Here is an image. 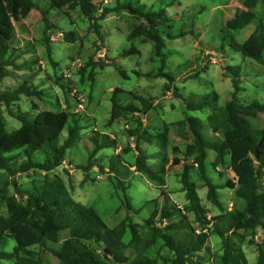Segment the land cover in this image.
I'll list each match as a JSON object with an SVG mask.
<instances>
[{"label": "trees", "instance_id": "16d2710c", "mask_svg": "<svg viewBox=\"0 0 264 264\" xmlns=\"http://www.w3.org/2000/svg\"><path fill=\"white\" fill-rule=\"evenodd\" d=\"M48 1L51 8L64 11L67 16L78 10L95 33L99 31L98 22L105 20L112 12L102 7L107 4L95 0ZM229 1L240 4L246 12L256 11L249 17L247 13L243 15L240 10L235 9L234 19L228 21L229 29L241 31L254 21L258 23L244 42L234 38L230 41V46L244 58L264 65V0ZM123 9L129 10L139 22L129 33L128 40L142 39L145 43H152L154 56L161 61V70L153 76L172 81L173 78L165 72L167 59L163 53L165 36L161 32V26L173 20L166 16L165 10L142 11L131 5H119L115 10ZM35 10H39V7L33 0H0V84L3 87L10 70L22 67L17 60L23 52L19 55L16 53L31 45L25 34L28 30H25L24 21ZM42 16L46 24V42L49 45L54 24L46 13L43 12ZM183 35L185 34L167 36L177 39ZM74 36L67 34V41H74ZM13 39H16L19 46L12 45ZM31 49L28 51L33 52ZM48 51L51 65L57 67L58 63L52 58L49 48ZM136 53L138 51L131 48L124 55ZM32 63L30 68L38 78L42 61L34 59ZM97 64L106 66V63H94L92 60L86 66ZM118 70L126 78L125 72L120 68ZM82 71L79 70L80 73ZM228 71L233 74L232 100L224 109L213 107L212 114L208 117V130L213 135L210 139L201 133V120L190 115L184 120L166 124L164 129H159L155 134L148 130L138 132L144 118L155 107L154 104L142 96L136 98L134 93L131 95L136 100L139 99L141 108L135 101L121 105L113 99L108 126L123 117L130 119L136 126L127 129V133L135 137V147L133 149L130 142L121 150L124 154L112 156L108 166L98 165L96 156L107 147H113L117 151V138L93 130L87 132L85 137L83 133L87 128L82 122L88 116L80 110L72 111L69 106L64 108L59 100L57 102L62 106L60 110L45 107L44 104L48 102L43 89L46 81L42 83L41 80H33L30 85L24 81L14 88H0V264H159L160 259L163 264H249L241 244L247 237H252L249 243L254 244L253 237L259 230H264V128L258 123L259 115L264 114V103L255 102L242 107L238 102L241 90L240 69L230 67ZM138 75L142 74L138 72ZM63 87L66 94L73 92V85ZM166 90L171 92L172 88L167 84ZM118 92L120 93V89H116L114 95ZM25 97L31 100L32 105L24 109L20 103ZM214 99L217 101V96ZM209 105L210 98L205 97L198 103L187 104L186 109L188 112L203 111ZM5 111L21 124L14 132H9L6 128ZM174 127L180 140L184 142L183 147L171 145L170 135ZM61 136H64L63 140ZM87 137L93 149L85 143L84 147L91 154H88L90 157L87 164L78 168L88 173L93 167H97L101 173L107 174L116 190H122L124 194L123 202L128 213L113 228L106 225L93 207L77 202L63 179H51L47 176L43 180L33 179L25 184L18 178L29 177L35 171L47 175L65 162L72 165L66 159L67 152L76 143L82 145ZM142 144L157 146L160 151L150 155ZM130 153H136L134 163L124 157ZM210 153L213 155V161H210L213 169L231 170L237 180L214 184L207 173ZM171 154L174 159L172 162ZM152 157L156 161L154 164L150 162ZM181 161L185 162L180 175L183 185L180 191L186 197L183 208L172 201L165 190L170 165L179 166ZM126 166L134 168V173L143 175L162 190L151 217L144 224L135 223L129 215L132 210L131 200L126 194L128 187L126 189L125 182L121 180L123 174L130 172ZM106 168L109 169L107 172ZM194 171L202 182L200 188L207 189V200L218 211L212 218L209 217L211 210L201 204L199 186L191 179ZM223 188L235 192L236 206L230 211L222 207L218 197V191ZM159 200L163 202L160 203ZM189 214L194 219H190ZM194 224L199 228H195ZM129 232L131 239L126 242ZM212 237L220 240V251L213 254V257H205L204 253L209 251ZM10 239L16 243L12 252L5 250ZM159 242H162L163 249L169 251V256L159 254L151 257L148 254ZM49 245L54 248L49 249ZM258 248L257 262L264 264V246ZM127 249L134 252L128 254ZM43 251L50 252L57 263H45Z\"/></svg>", "mask_w": 264, "mask_h": 264}, {"label": "rangeland", "instance_id": "374dc122", "mask_svg": "<svg viewBox=\"0 0 264 264\" xmlns=\"http://www.w3.org/2000/svg\"><path fill=\"white\" fill-rule=\"evenodd\" d=\"M33 1L38 5L39 10L33 11L24 21L25 30H28L25 34L28 35L27 40L31 44L28 49L33 47L34 49H31L33 52H29L27 48L24 51L21 49L17 51V55L23 52L17 60L22 67L18 70L11 69L10 75L4 80V87L0 84V88H14L24 81L29 82V85L33 80H41L42 83L46 81L43 89L48 102L44 104L45 107L60 110L62 106L57 102L59 100L64 108L69 106L72 111L80 110L88 116L82 122V125L87 128L83 133L85 137L87 132L93 130L110 135L111 138H117L119 141L117 151H114L113 147H107L97 154L98 165L108 166L112 156L124 154L121 150L130 142L131 147L133 149L135 147V141H133L135 137L127 133V129H133L136 126L130 119L123 117L108 126L113 99L121 105L135 101V104L141 108L139 99L136 100L131 95L134 93L136 98L142 96L146 101L154 104L155 107L148 113L138 132L148 130L155 134L159 129H164L166 124L176 123L190 115L201 120V133L208 139L213 136L208 130V117L212 114L213 107L224 109L232 100L233 74L228 71V68L240 69L241 90L238 93V102L242 107L255 102L264 103V65L244 58L230 46V41L234 38L241 43L244 42L258 25L254 21L241 31L229 29L228 21L234 19L235 9L240 10L243 15L247 13L249 17L256 13V11L246 12L238 3L229 0H95V2H104L107 5L102 7L112 11L105 20L98 22L99 31L95 33L96 31L90 28L88 20L78 10L70 12L67 16L64 11L51 8L48 0ZM119 5H131L142 11L165 10L166 16L173 20L161 26V32L165 36L163 49L167 59L165 72L173 78L172 81L165 77L153 76L161 70V61L159 57L154 56L153 44L145 43L142 39L128 40L129 33L139 22L127 9L116 11ZM43 12L54 24L49 45L46 42ZM181 33L185 35L177 39H170L167 36ZM67 34H74V41L71 39L67 41ZM11 43L14 47L19 46L16 39H13ZM26 44L29 45V43ZM48 48L52 58L58 63L57 67H53L49 61ZM131 48H135L138 53L125 56L124 52ZM210 55H215L217 60H209ZM34 59L42 61L38 78L30 68ZM91 60L94 63H106V66L102 67L99 64L86 66ZM118 68L125 72L126 78L120 74ZM83 69H85L84 72ZM138 72L142 75L139 76ZM167 84L172 88L171 92L166 90ZM64 85H73V92L66 94ZM116 89H120V93L118 92L115 96ZM214 96H217V101ZM205 97L210 98L207 110L187 111V104L198 103ZM31 105L32 102L27 97L20 103L24 109ZM5 118L9 132L19 129L21 124L7 111H5ZM258 123L261 128H264V114L259 115ZM63 137L61 136V140ZM170 138L171 145L183 147L184 142L180 140L175 127L171 131ZM85 143L92 146L87 137L82 145L76 143L67 152L66 159L71 161L72 165L65 162L60 168L47 175L44 172L35 171L31 172L29 177L18 178L25 184H29L33 179L43 180L47 176L51 179L56 177L63 179L77 202L93 207L106 225L113 228L128 213L127 206L123 202L124 194L122 190L117 191L107 174L101 173L97 167H93L88 173L78 168L87 164L90 157L88 154H91V151L84 147ZM142 147L150 155L160 151L154 145L142 144ZM134 156L136 153H130L124 157L134 163ZM173 160L171 154L170 162ZM210 161H213L212 153L207 160V173L214 184L221 185L227 180H233L234 173L231 170L222 168L215 170ZM150 162L156 163L154 158ZM184 163L181 161L179 166L170 165L165 189L170 194L171 200L182 208L186 203L185 194L180 191L183 187L180 175ZM129 169V173L121 176L126 189L128 187L126 194L131 200L132 210L129 215L135 223L144 224L151 217L162 190L143 175L134 173V168ZM108 170L106 168V172ZM121 171L125 172L123 169ZM191 179L200 188L202 182L197 172H193ZM199 196L201 204L211 210L209 217L212 218L218 211L207 200V189L200 188ZM218 197L223 208H229L231 203L233 204L231 209L236 206L234 190L220 189ZM162 200L159 202L162 203ZM188 216L194 219L191 214ZM194 225L195 228H199L197 224ZM256 236L253 237L254 244L249 243L252 237H247L241 244L249 264H258V246H264V230H259ZM130 239L131 232L126 236L125 241L128 242ZM15 244V241L10 239L5 250L12 252ZM161 244L162 242H159L148 254L151 257L159 254L169 256V251L163 249ZM219 244H221L220 240L212 237L209 242V251L206 250L204 253L205 257H213V254L219 253ZM50 248L53 249L54 246L49 245ZM131 252L134 251L127 249L128 254ZM42 257L45 263H57L56 258L48 251H43ZM159 264H163L161 259Z\"/></svg>", "mask_w": 264, "mask_h": 264}, {"label": "clouds", "instance_id": "9594fccd", "mask_svg": "<svg viewBox=\"0 0 264 264\" xmlns=\"http://www.w3.org/2000/svg\"><path fill=\"white\" fill-rule=\"evenodd\" d=\"M107 3H108V1H107ZM210 59H216L217 60V58L215 57V55H210L209 56V60ZM144 119H146V118H144ZM144 121V120H143ZM65 164V163H64ZM219 169V168H218ZM220 170V169H219ZM233 179H236L237 180V177H236V175L234 174V178ZM233 207V204L231 203L230 205H229V208H228V210L230 211L231 210V208ZM255 237H257V236H255Z\"/></svg>", "mask_w": 264, "mask_h": 264}, {"label": "built area", "instance_id": "2783aa9c", "mask_svg": "<svg viewBox=\"0 0 264 264\" xmlns=\"http://www.w3.org/2000/svg\"><path fill=\"white\" fill-rule=\"evenodd\" d=\"M106 3H107V1H106ZM213 61H214V59H212ZM215 63V62H214Z\"/></svg>", "mask_w": 264, "mask_h": 264}, {"label": "crops", "instance_id": "0c3cea01", "mask_svg": "<svg viewBox=\"0 0 264 264\" xmlns=\"http://www.w3.org/2000/svg\"><path fill=\"white\" fill-rule=\"evenodd\" d=\"M66 237V235L63 237V239Z\"/></svg>", "mask_w": 264, "mask_h": 264}]
</instances>
